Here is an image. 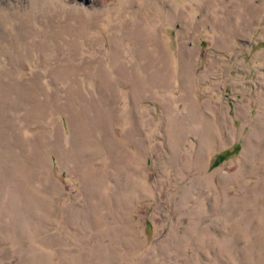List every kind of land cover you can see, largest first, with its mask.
Returning a JSON list of instances; mask_svg holds the SVG:
<instances>
[{
    "label": "rangeland",
    "instance_id": "374dc122",
    "mask_svg": "<svg viewBox=\"0 0 264 264\" xmlns=\"http://www.w3.org/2000/svg\"><path fill=\"white\" fill-rule=\"evenodd\" d=\"M0 264H264V0H0Z\"/></svg>",
    "mask_w": 264,
    "mask_h": 264
},
{
    "label": "trees",
    "instance_id": "16d2710c",
    "mask_svg": "<svg viewBox=\"0 0 264 264\" xmlns=\"http://www.w3.org/2000/svg\"><path fill=\"white\" fill-rule=\"evenodd\" d=\"M224 156H221V158H219V160H216V162H219Z\"/></svg>",
    "mask_w": 264,
    "mask_h": 264
}]
</instances>
